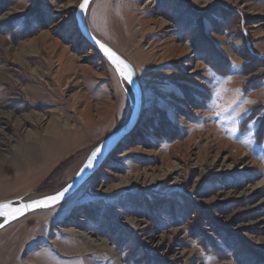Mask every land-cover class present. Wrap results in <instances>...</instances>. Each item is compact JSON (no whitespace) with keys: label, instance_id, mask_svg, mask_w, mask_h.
Returning <instances> with one entry per match:
<instances>
[{"label":"rangeland","instance_id":"374dc122","mask_svg":"<svg viewBox=\"0 0 264 264\" xmlns=\"http://www.w3.org/2000/svg\"><path fill=\"white\" fill-rule=\"evenodd\" d=\"M80 1L0 0V111L70 125L0 116V202L63 188L130 115ZM86 21L134 68L139 122L69 198L0 229V264H264V0H92Z\"/></svg>","mask_w":264,"mask_h":264},{"label":"water","instance_id":"95a60500","mask_svg":"<svg viewBox=\"0 0 264 264\" xmlns=\"http://www.w3.org/2000/svg\"><path fill=\"white\" fill-rule=\"evenodd\" d=\"M82 0L80 1V3ZM77 5L75 10V20H76V26L81 34V36L85 39V41L92 46L94 49H96L100 55L104 58V60L112 67V69L115 71L116 76L118 77L120 83L123 86H126V94L127 98L129 100V104L131 107L130 115L125 122V124L119 128L117 131L110 134L107 138H105L103 141H101L95 148L91 150V152L87 155V157L82 162L80 168L75 173V175L72 177L71 181L68 182L67 185H65L63 188L59 189L58 191L54 192L51 195L43 196V197H37V198H28V199H12L9 201H2L3 203H9L13 209H23L22 214H18L16 218H8L5 220L3 216H0V225L4 226L8 225L9 223L20 219L21 217L25 216L26 214L33 212V211H40V210H46L53 208L69 198L72 194H74L85 181L93 174L95 171L100 168V166L103 164L104 160L107 158V156L114 150V148L117 146L119 142H121L129 133L133 130L135 127L140 109H141V89L139 86L138 81L136 80L134 68L131 66V64L123 58L115 49H113L111 46L103 42L100 38H98L93 32L90 31V29L87 26L86 21V15L84 13H81L79 11V5ZM104 44L107 48L111 49L121 60H123L127 65L130 66L132 70V83H129L127 80L123 79L115 70V67L113 63L108 59V57L105 55L103 50L100 48L99 44ZM130 92V93H129ZM131 95V96H130ZM130 97H132L130 99ZM97 149L99 151L97 152ZM93 153H96L95 158H93ZM92 161V167L86 168L85 165L88 163V161ZM65 188H68V191L65 193V196L63 199H61L58 203H56L53 206L49 207H38V208H24V205L31 204L34 200H43L48 196L56 195L58 192L63 191Z\"/></svg>","mask_w":264,"mask_h":264},{"label":"snow or ice","instance_id":"6c2138e0","mask_svg":"<svg viewBox=\"0 0 264 264\" xmlns=\"http://www.w3.org/2000/svg\"><path fill=\"white\" fill-rule=\"evenodd\" d=\"M92 0H82V2L79 5V11L81 13L87 14L89 10V6L91 4ZM100 46V48L103 50L105 55L108 57V59L113 63L116 72L125 80H127L129 83H132V70L129 65H127L123 60H121L111 49L107 48L104 44L97 42ZM209 72L212 75V78H215V73L211 72V69H209ZM230 79V78H229ZM219 95V93H217ZM247 103H254L253 101H248ZM240 113L237 112V116H239ZM244 143L248 144L251 143L249 140L243 141ZM99 149H97V152ZM96 153H93V158H95ZM86 168L92 167V161L89 160L88 163L85 165ZM68 191V188H65L63 191L58 192L56 195L48 196L43 200H34L31 204L24 205V208H38V207H49L53 206L56 203H58L61 199L64 198L65 193ZM23 209H13L12 206L9 203H3L0 202V216H3L5 220L8 218H16L18 214H22ZM3 225H0L2 227Z\"/></svg>","mask_w":264,"mask_h":264},{"label":"bare ground","instance_id":"6f19581e","mask_svg":"<svg viewBox=\"0 0 264 264\" xmlns=\"http://www.w3.org/2000/svg\"><path fill=\"white\" fill-rule=\"evenodd\" d=\"M176 9V8H175ZM163 24H165L164 22H163ZM24 48V47H23ZM21 54H23V50H22V52L20 53V55H16V58L17 59H20L21 57H19V56H21ZM70 68V67H69ZM71 69V68H70ZM34 70H36V69H34ZM59 71V70H58ZM59 74V72L57 73V75ZM59 76V75H58ZM58 76H56V77H52V80L55 82V83H57V87H59L61 84V81H60V79H58ZM4 79H6L7 81H8V78H4ZM56 88V87H55ZM25 90H26V93L27 94H29L30 92L32 93V94H36V93H38V91H39V88L38 87H34V86H32V87H26L25 88ZM57 91V90H56ZM53 92V91H52ZM50 95V94H49ZM30 96V95H29ZM76 96V95H75ZM47 96L46 97H44V96H42V98L41 99H45V100H47ZM76 100V97H74V99H73V101H75ZM50 101V100H49ZM195 104V103H194ZM54 110V109H53ZM26 111V110H25ZM24 111V114H22V115H20V116H16V115H13L12 114V112H1L0 111V116L1 115H4L5 117H6V119H8V120H12L13 119V121H14V123H16V124H19V125H21V124H23L24 122H25V120H29L30 122H32L34 125H42L43 123H47V126L45 127V132L46 133H56V131H59V127L60 126H62L64 129H67V130H69L70 129V125L68 124V120H67V118L65 117L64 119H62L60 116H55L54 118L52 117L51 119H49V120H47V117H45V115L44 114H41L40 112H38L37 110H33V109H31L29 112L27 111V112H25ZM52 111V110H51ZM139 122V121H138ZM137 122V123H138ZM136 127V126H135ZM135 127L133 128V129H135ZM0 133H1V130H0ZM38 134H37V132L36 131H34V132H28L27 131V136L28 137H31V136H37ZM129 135H130V133H129ZM0 161H1V159H0ZM125 180H127V179H124V181H122L120 184H119V186H125V185H123V184H127L128 182L127 181H125ZM260 184L261 183H258V184H256V186L254 187V186H252L251 188H250V190L252 191V190H254L255 188H257L258 186H260ZM115 187H118V186H113V188H115ZM33 198H37V197H33Z\"/></svg>","mask_w":264,"mask_h":264},{"label":"crops","instance_id":"0c3cea01","mask_svg":"<svg viewBox=\"0 0 264 264\" xmlns=\"http://www.w3.org/2000/svg\"><path fill=\"white\" fill-rule=\"evenodd\" d=\"M120 54V53H119ZM121 55V54H120Z\"/></svg>","mask_w":264,"mask_h":264}]
</instances>
